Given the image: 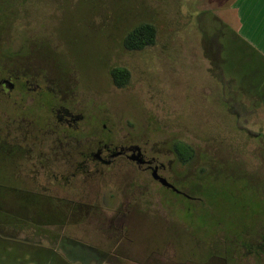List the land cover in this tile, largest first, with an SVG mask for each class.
<instances>
[{
  "label": "rangeland",
  "instance_id": "374dc122",
  "mask_svg": "<svg viewBox=\"0 0 264 264\" xmlns=\"http://www.w3.org/2000/svg\"><path fill=\"white\" fill-rule=\"evenodd\" d=\"M9 1L19 8L18 0ZM47 1L38 14L30 13V22L13 24L6 10L10 2L0 0V70L7 63L8 35L24 31L53 40L63 68L77 69L71 80L75 96L85 98L90 140L103 134L105 125L117 143L137 145L163 163V173L186 195L172 193L123 159L92 176L90 184H29L57 196L65 188L86 190L87 198H73V206L94 211L58 221L61 209L35 214L37 207H51L39 196L24 195L22 201L19 192L6 195L0 205H15L10 212L30 223L23 231H0V264H43L46 257L48 264H65L61 256L69 264H264V114L247 119L242 112V104L251 106L255 73L229 69L228 47L238 28L231 6L237 0ZM140 22L156 26V43L130 51L124 36ZM46 52L40 45L15 62L36 70L40 63L52 80L58 67ZM113 66L130 71L125 87L114 84ZM233 93L237 103L230 101ZM175 140L196 149L184 166L177 165ZM13 169L1 164L0 182L17 189L26 174ZM104 193L115 200H104ZM21 203L29 210L19 209ZM2 236L24 241L9 243ZM6 247L9 254L2 251ZM17 253L25 260L16 259ZM35 256L42 259L36 262Z\"/></svg>",
  "mask_w": 264,
  "mask_h": 264
},
{
  "label": "flooded vegetation",
  "instance_id": "af4514ba",
  "mask_svg": "<svg viewBox=\"0 0 264 264\" xmlns=\"http://www.w3.org/2000/svg\"><path fill=\"white\" fill-rule=\"evenodd\" d=\"M8 2L10 1L8 0ZM43 2L48 1L18 0L19 8L17 10L13 8L15 4L10 2L9 6L7 3L6 10H8L9 20L13 24L30 22V13L38 14L37 7ZM2 7L0 6V8ZM18 31L22 32V27L18 26ZM23 32L22 35H8L7 39L3 41L7 63L4 65L5 69L0 70V105L3 107L2 113H0V163L4 166H12L13 171L24 170L26 177L20 180V186L17 189L7 185L9 184L7 182L6 184L0 182V201L6 200V195L19 192L23 195L22 201L26 200L24 195H31L35 199L39 196L40 200L48 201L51 207L49 209L46 205L37 207L34 210L37 216L42 212L53 211L52 214H54L57 209H61V218H58V221L63 220L64 216H72L76 213L86 216L94 211L91 209L92 207L88 205L84 207L83 204L73 206L74 203H72L73 198L85 197L86 199L89 195L86 190L85 193H76L65 188L63 195L57 196L42 191L48 187L36 189L31 188L29 184L38 186L41 181L55 185V187L63 183L70 186L78 181H82L85 185L90 184L92 176L102 175L113 169L119 159L125 160L134 169L150 173L155 182L172 193L185 196L186 192L180 188L178 182L163 173L165 167L163 163L149 158L137 145L117 143L105 125L102 128L103 134L94 137L93 141L90 140L91 136L85 132L89 123V118L85 114V98L79 100L75 96L71 80L72 71L77 72L76 67L73 65L67 70L63 68L61 55L52 46L53 40L44 38L45 35L40 38V35H25ZM40 45L46 46V59H49L54 67H58L55 78L52 80L48 78L47 71L40 63L39 70H36L30 68V63L23 66V63H17V65L15 62L20 57L27 55L26 50L31 48L37 50ZM30 55L33 60L37 58L33 53ZM176 162H178L177 165L179 163L182 166L186 164L179 160ZM172 163L173 160L167 167H171ZM21 166L23 168L17 170ZM60 168L67 170L65 172L58 171L57 169ZM155 172L166 178L173 187L161 184L154 178ZM103 196H105L104 200H115V195L112 193H104ZM53 202L61 205L62 208H59L58 205L53 206ZM8 205L7 209H4L6 207L4 203L0 205V231H23L24 223L29 224L30 222L25 220L21 214L10 212L16 210L15 205L13 207H10V203ZM19 209L27 211L29 206L21 203ZM10 223L13 224L12 229L8 228ZM34 230L36 231V229ZM1 239L9 241V243L24 241L3 236ZM48 241L51 244L56 242L55 240ZM85 249H87L86 245ZM2 251L4 254H9L8 247ZM40 257L35 256L32 260L37 262L38 259H42ZM15 258L25 260V256H20L19 253ZM59 260L69 264L62 256ZM49 261V257H46L45 261L41 260V263L48 264Z\"/></svg>",
  "mask_w": 264,
  "mask_h": 264
},
{
  "label": "crops",
  "instance_id": "0c3cea01",
  "mask_svg": "<svg viewBox=\"0 0 264 264\" xmlns=\"http://www.w3.org/2000/svg\"><path fill=\"white\" fill-rule=\"evenodd\" d=\"M231 7L238 28L230 42L231 47H228L229 69L234 74H239L240 68L249 69L255 73L254 77H258L249 96L251 106H245L242 100L239 104H242L247 119L255 116L261 119L264 114V0H237ZM230 99L231 103H237L234 93Z\"/></svg>",
  "mask_w": 264,
  "mask_h": 264
},
{
  "label": "trees",
  "instance_id": "16d2710c",
  "mask_svg": "<svg viewBox=\"0 0 264 264\" xmlns=\"http://www.w3.org/2000/svg\"><path fill=\"white\" fill-rule=\"evenodd\" d=\"M156 38V26L151 22H140L126 32L123 45L130 51L142 50L153 46L156 43ZM110 76L117 87H125L130 81L131 73L126 67L113 66L110 69ZM172 147L180 162L187 163L196 155L194 146L185 141L175 140Z\"/></svg>",
  "mask_w": 264,
  "mask_h": 264
},
{
  "label": "water",
  "instance_id": "95a60500",
  "mask_svg": "<svg viewBox=\"0 0 264 264\" xmlns=\"http://www.w3.org/2000/svg\"><path fill=\"white\" fill-rule=\"evenodd\" d=\"M153 175H154V178L159 180L161 184H163L165 186L173 187V185L171 183H169L166 178L159 176L156 172Z\"/></svg>",
  "mask_w": 264,
  "mask_h": 264
}]
</instances>
